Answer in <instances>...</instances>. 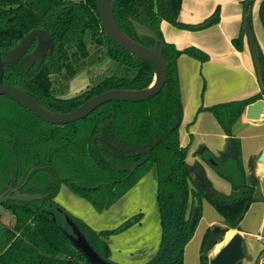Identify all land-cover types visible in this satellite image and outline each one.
I'll return each instance as SVG.
<instances>
[{
  "label": "trees",
  "instance_id": "1",
  "mask_svg": "<svg viewBox=\"0 0 264 264\" xmlns=\"http://www.w3.org/2000/svg\"><path fill=\"white\" fill-rule=\"evenodd\" d=\"M182 1L116 0L114 5L117 23L132 40L145 46L155 43L151 35L135 28L136 20L165 43L163 56L169 71L157 94L143 101L111 100L67 124L48 122L8 95H0V194L14 193L17 188L21 193L40 195L32 201L10 199L0 203L14 216L12 224L0 223V264H93L73 243L71 236L75 233L66 216L100 256L109 264H120L110 258L107 239L137 223L141 215L113 229L96 231L55 198L65 184L103 212L153 167L158 176L162 238L155 256L144 264H184L185 247L202 217L203 199L223 216V223L206 229L200 247L201 264H209V253L220 236L229 229H241L261 180L254 169L247 174L244 168L238 119L249 103L264 98V87L247 99L200 108L214 114L226 135L225 146L218 154L205 146L197 150L205 160L215 161V170L231 182V192L224 193L214 186L201 161H187L188 147L180 140L184 108L177 60L182 54L201 62L210 56L196 46L178 48L165 40L160 27L166 20L180 28L204 29L220 21L221 10L217 7L202 22L187 24L180 18ZM255 2L241 1V29L232 40L238 49H243L248 36L247 22L254 34ZM259 16L264 27V0ZM39 28L52 34L53 52L37 58L30 68L10 61L9 50ZM254 46L264 85V53L255 34ZM0 53L3 82L19 86L54 112L70 111L110 89L147 88L155 79L148 60L108 37L97 0H0ZM104 60L109 63L107 74L72 96L63 95L70 80L90 64Z\"/></svg>",
  "mask_w": 264,
  "mask_h": 264
},
{
  "label": "crops",
  "instance_id": "2",
  "mask_svg": "<svg viewBox=\"0 0 264 264\" xmlns=\"http://www.w3.org/2000/svg\"><path fill=\"white\" fill-rule=\"evenodd\" d=\"M241 1L183 0L180 18L187 24L202 22L220 7V21L204 29L180 28L166 20L160 24L166 41L174 43L178 48L196 46L210 56L205 62L188 54H182L177 60L184 108L179 129L180 140L182 146L188 147L187 161L190 163L195 160L201 161L214 186L224 193L231 192V182L215 170L212 159L205 160L197 154V150L205 146L214 154H218L225 146L226 135L214 114L200 108L247 99L262 89L248 36L244 39L243 49L236 48L232 42L238 37L241 29ZM261 1L256 0L252 17L254 34L264 53V27L259 16ZM245 111L246 107L238 119L237 130L243 164L247 174L254 169L262 182L264 162L259 160V156L264 151V111L260 117L246 115ZM157 195L158 176L156 168L153 167L103 212H98L90 201L72 192L65 184L60 187L55 199L96 231L113 229L140 214L141 219L137 223L110 235L107 241L111 251L110 258L113 261L120 264H144L155 256L162 238ZM255 201L262 207L261 230L248 231L243 227L242 221L240 230L229 229L224 234V240L215 243L209 253V259L240 231L244 235L246 251L242 264L264 263V254L261 253L264 249V240H257L255 237V233L264 232V190L261 183L256 187ZM202 204L203 215L194 236L185 247L184 264H201L200 247L206 229L214 224L223 223V216L213 205L207 200H203Z\"/></svg>",
  "mask_w": 264,
  "mask_h": 264
},
{
  "label": "water",
  "instance_id": "3",
  "mask_svg": "<svg viewBox=\"0 0 264 264\" xmlns=\"http://www.w3.org/2000/svg\"><path fill=\"white\" fill-rule=\"evenodd\" d=\"M115 2L116 0H97V8L102 26L108 37L116 44L148 60L153 65L155 70L153 85L151 84L149 87L143 89H110L92 96L70 111L54 112L42 106L19 86L9 85L3 82L4 61L0 53V95H8L48 122L67 124L86 117L101 104L108 101H143L157 94L164 86L169 71L168 64L163 56L165 43L160 41L158 34L150 27L136 20H133L135 28L139 32L151 35L155 39V43L151 46H145L132 40L125 34L116 21L114 14ZM246 26L250 49L256 65L260 85L263 88L261 65L254 46V34L249 22L246 23ZM34 42H36V45L29 51ZM54 46L55 40L48 30L43 28L34 29L27 33L17 45L9 50V59L12 62H20L26 68H30L37 58H42L48 53H52ZM263 111L264 99H259L249 103L246 106L245 112L246 115L260 117ZM259 160L264 162V151L260 154ZM211 162L215 163L213 160ZM261 185L264 190V177L262 178ZM13 192L0 194V203L10 199L32 201L40 197V195L36 194L21 193L17 188L13 189ZM66 219L75 233L74 236H71L73 243L85 254L87 259L93 264H109L90 244L82 231L75 225L74 221L69 216H66ZM219 240H224V235L220 236ZM245 256L244 235L238 231L221 247L216 255L209 259V264H242Z\"/></svg>",
  "mask_w": 264,
  "mask_h": 264
},
{
  "label": "rangeland",
  "instance_id": "4",
  "mask_svg": "<svg viewBox=\"0 0 264 264\" xmlns=\"http://www.w3.org/2000/svg\"><path fill=\"white\" fill-rule=\"evenodd\" d=\"M108 68H109V63L107 60L90 64V66L86 70L80 72L76 77L70 80L69 86L65 89L66 91L64 92L63 95L72 96L78 93L79 91H81L82 89H85L90 84H92L93 79L96 80L100 75L103 76L107 74L108 73L107 71L109 70ZM203 200H207V199H203ZM202 215H203V204H202ZM261 218H262V207L260 204L254 201L252 205H250L245 216L243 217L242 225L248 231H252V232L259 231L261 230V225H260L262 220ZM11 222H14V216L12 212L10 210L5 209V207L3 206H0V223L9 224ZM248 238L249 236L246 238V241Z\"/></svg>",
  "mask_w": 264,
  "mask_h": 264
},
{
  "label": "built area",
  "instance_id": "5",
  "mask_svg": "<svg viewBox=\"0 0 264 264\" xmlns=\"http://www.w3.org/2000/svg\"><path fill=\"white\" fill-rule=\"evenodd\" d=\"M255 237L257 240H264V234L263 233H255Z\"/></svg>",
  "mask_w": 264,
  "mask_h": 264
},
{
  "label": "flooded vegetation",
  "instance_id": "6",
  "mask_svg": "<svg viewBox=\"0 0 264 264\" xmlns=\"http://www.w3.org/2000/svg\"><path fill=\"white\" fill-rule=\"evenodd\" d=\"M153 84H154V82H153ZM153 84H152V85H153Z\"/></svg>",
  "mask_w": 264,
  "mask_h": 264
}]
</instances>
